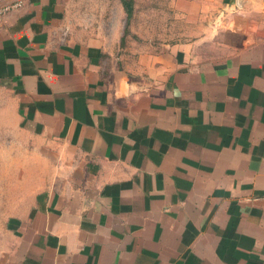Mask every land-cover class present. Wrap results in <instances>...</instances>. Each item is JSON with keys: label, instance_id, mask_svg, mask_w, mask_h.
Masks as SVG:
<instances>
[{"label": "crops", "instance_id": "1", "mask_svg": "<svg viewBox=\"0 0 264 264\" xmlns=\"http://www.w3.org/2000/svg\"><path fill=\"white\" fill-rule=\"evenodd\" d=\"M0 2V86L53 150L0 179V264H264V0L117 54L61 0Z\"/></svg>", "mask_w": 264, "mask_h": 264}, {"label": "rangeland", "instance_id": "2", "mask_svg": "<svg viewBox=\"0 0 264 264\" xmlns=\"http://www.w3.org/2000/svg\"><path fill=\"white\" fill-rule=\"evenodd\" d=\"M205 1L133 0V15L127 24L120 0H61V3L65 22L74 37L96 41L117 54L126 47L169 43L186 39L188 33H197ZM15 105L9 88L0 86V179L3 176L10 180L12 175L23 179L26 173L23 165L32 158L36 167L34 171L28 167L31 169L28 171L37 174L43 166L37 168L35 157L46 154L48 158L53 153L38 150L43 148L41 141L28 139L17 129ZM38 187L36 182L28 183L29 189Z\"/></svg>", "mask_w": 264, "mask_h": 264}, {"label": "trees", "instance_id": "3", "mask_svg": "<svg viewBox=\"0 0 264 264\" xmlns=\"http://www.w3.org/2000/svg\"><path fill=\"white\" fill-rule=\"evenodd\" d=\"M120 3L124 9L127 24L133 15V0H120Z\"/></svg>", "mask_w": 264, "mask_h": 264}, {"label": "built area", "instance_id": "4", "mask_svg": "<svg viewBox=\"0 0 264 264\" xmlns=\"http://www.w3.org/2000/svg\"><path fill=\"white\" fill-rule=\"evenodd\" d=\"M20 5V2L13 3V4H2L0 2V21L3 19L4 15L9 11L11 8L18 7Z\"/></svg>", "mask_w": 264, "mask_h": 264}]
</instances>
